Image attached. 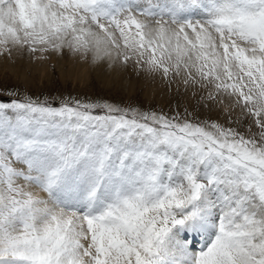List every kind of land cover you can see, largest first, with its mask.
<instances>
[{"label":"snow or ice","instance_id":"obj_1","mask_svg":"<svg viewBox=\"0 0 264 264\" xmlns=\"http://www.w3.org/2000/svg\"><path fill=\"white\" fill-rule=\"evenodd\" d=\"M0 57L131 68L225 114L8 92L0 264H264V0H0Z\"/></svg>","mask_w":264,"mask_h":264},{"label":"rangeland","instance_id":"obj_2","mask_svg":"<svg viewBox=\"0 0 264 264\" xmlns=\"http://www.w3.org/2000/svg\"><path fill=\"white\" fill-rule=\"evenodd\" d=\"M16 91L22 97L27 94L41 100L48 98L59 103L64 98L108 101L122 106L132 105L144 111L174 112L177 102L180 111L195 109L201 119H224L219 107L210 113L207 108L197 107V99L184 88L169 87L159 80L138 75L131 68L113 70L102 66L77 63L73 58L52 57L46 65L18 60L15 65L0 57V97L9 99L8 92Z\"/></svg>","mask_w":264,"mask_h":264},{"label":"bare ground","instance_id":"obj_3","mask_svg":"<svg viewBox=\"0 0 264 264\" xmlns=\"http://www.w3.org/2000/svg\"><path fill=\"white\" fill-rule=\"evenodd\" d=\"M198 246V245H197Z\"/></svg>","mask_w":264,"mask_h":264}]
</instances>
